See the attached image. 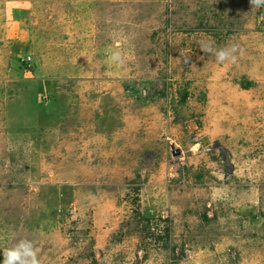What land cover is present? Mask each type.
Wrapping results in <instances>:
<instances>
[{
  "label": "rangeland",
  "instance_id": "374dc122",
  "mask_svg": "<svg viewBox=\"0 0 264 264\" xmlns=\"http://www.w3.org/2000/svg\"><path fill=\"white\" fill-rule=\"evenodd\" d=\"M24 238L42 264H264V6L0 0V264Z\"/></svg>",
  "mask_w": 264,
  "mask_h": 264
},
{
  "label": "clouds",
  "instance_id": "9594fccd",
  "mask_svg": "<svg viewBox=\"0 0 264 264\" xmlns=\"http://www.w3.org/2000/svg\"><path fill=\"white\" fill-rule=\"evenodd\" d=\"M252 7L264 6V0H250ZM239 49L238 45L232 44L218 49L212 46L203 47L202 51L214 54L218 63L226 61L235 62L237 59L236 53ZM242 54V51L241 53ZM114 60H119V53L114 54ZM2 264H42L39 256V248L35 242L29 239H20L16 241L11 247L3 250Z\"/></svg>",
  "mask_w": 264,
  "mask_h": 264
},
{
  "label": "water",
  "instance_id": "95a60500",
  "mask_svg": "<svg viewBox=\"0 0 264 264\" xmlns=\"http://www.w3.org/2000/svg\"><path fill=\"white\" fill-rule=\"evenodd\" d=\"M202 143H203V145H206L207 144V141H203Z\"/></svg>",
  "mask_w": 264,
  "mask_h": 264
},
{
  "label": "built area",
  "instance_id": "2783aa9c",
  "mask_svg": "<svg viewBox=\"0 0 264 264\" xmlns=\"http://www.w3.org/2000/svg\"><path fill=\"white\" fill-rule=\"evenodd\" d=\"M29 60V59H28Z\"/></svg>",
  "mask_w": 264,
  "mask_h": 264
}]
</instances>
